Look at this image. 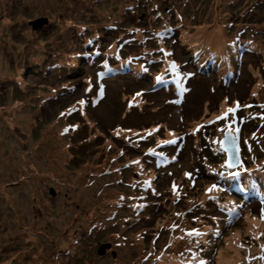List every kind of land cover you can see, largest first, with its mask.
<instances>
[{
    "label": "rangeland",
    "instance_id": "374dc122",
    "mask_svg": "<svg viewBox=\"0 0 264 264\" xmlns=\"http://www.w3.org/2000/svg\"><path fill=\"white\" fill-rule=\"evenodd\" d=\"M137 1L139 0H48L47 5H44L43 0H0V153L3 151L0 159V264H84L88 261L91 264H134V249L140 252V259L145 252L144 246L149 247L147 243L135 240L143 238L137 233L144 232V229H158L151 240L165 242L168 239L171 242L164 257L169 252L172 253L173 248L174 252H179L181 245L177 240L173 244L172 236L179 235L182 231V238L178 241L181 240L188 246L189 253L188 256L181 257L183 261L179 260L180 264H200L201 261L220 264L216 260L210 261L209 250L206 248L214 247L217 252L224 250L228 234L217 230V221H226L228 216L213 213L206 216L208 202L205 200L195 210L187 213V216L196 215L204 220L193 224L183 233V229L191 222V217H184L181 214L183 210L172 211L174 206L169 202L182 206L183 195L170 186L174 183L177 188L183 183L188 186L189 205L197 199L196 195H202V183L197 186L188 185L187 180L191 178L182 177L179 172L180 169H189V161L182 162V167L173 166L177 172L169 175L170 167H164L166 172L160 168L165 165V161L156 159L157 156L149 160L150 167L155 170L152 176L147 175L152 183L157 184L161 179L169 183L170 180V184L165 186L167 192L163 194L164 202H152L153 209L160 206L162 210L164 206H168L157 213L156 219L162 224L144 219L142 226L130 229L113 227L99 231L97 226L88 228L89 225L94 226L93 221L103 218L104 207L108 211L107 203L116 199L121 189H126L120 185L108 186V181L98 178L95 173L101 169H113L115 165L108 161L113 155L119 157V153H123L127 162L135 158L139 154L131 147L137 144L135 137L147 132H135L123 127L125 129H116L111 136L109 129L125 119L122 117L125 114V104L127 109L130 108L128 102L124 103V99L134 91L141 93L151 110L150 114L143 116L133 110L127 120L119 122V126L127 127L139 126L143 121L150 125L160 122L169 125L179 118L180 102L165 88L155 87L160 91H152L147 83L149 78L135 73L130 67L115 76L103 75L98 62L92 67L67 70L68 72L56 68L68 65L67 62L70 61L66 59L72 55L76 57V50L89 52L96 48L100 38L106 49L109 47L110 50H121L123 45H130L128 37L138 32L141 35L138 46L129 53H139L133 60L143 65L152 59L154 45H157L149 42L147 37L167 23L175 26L184 23L183 44H178L172 36L165 42L167 47L174 49L175 56L183 63L184 69L194 73V69L186 62V51L191 45L188 41L197 36L196 32L200 30V26L196 27L193 23L202 22L208 27V19L213 13L210 6L201 9L200 0H146L152 1L157 9H150L149 12V9L142 6L134 14L128 7H132ZM217 1L222 12L221 18L226 15L227 22H234L228 26L229 29L224 27L225 34L242 31L243 38L238 43L244 42L248 37L256 38L264 52V0H234L229 6H224V3L228 4L232 0ZM172 2L180 6L175 13L176 17L163 12L166 6H174ZM252 4L255 8L250 6ZM143 11L145 15L139 20ZM165 14L171 22H168ZM38 17H48L51 24L41 30L33 29L29 21H35ZM114 24L120 26L119 30L108 29V25ZM126 27H138L140 30H125ZM91 41L95 42L94 45H86ZM249 48L241 52L240 66L244 67L241 68L238 80L231 87L224 88L227 93H232L234 89L230 95L241 97V102L249 100L243 77L246 65L255 60L253 55L248 54L253 50L257 51L252 46ZM116 56L127 58L119 53ZM73 61H77V65L80 60L75 58ZM104 64L114 68L119 66L118 62L112 60H105ZM237 74L235 73V78ZM253 78L254 84L250 87V92H260L264 87V79L256 74ZM195 82L197 86L193 85L187 98L195 103V107L188 110L190 117L200 114L201 107L206 104H211L216 109L220 101L224 100L223 96H226L215 91L212 80L196 78ZM92 83V93L86 94L85 88ZM90 95H94L96 102L87 103L89 115L86 122H83L79 115L82 111L79 109L85 106L86 98L89 99ZM101 95L102 98L99 99ZM77 120L81 124L75 122ZM147 123L144 125L147 126ZM127 133L133 137L132 141L125 138L124 134ZM86 135L88 140L82 144L81 139ZM156 137L160 135L156 134ZM148 138L147 136L145 140ZM253 140L263 142L264 148L263 137L257 135ZM153 141L154 139L151 142ZM109 143H113L115 149L110 155L107 148ZM247 148L253 150L250 144ZM100 155L102 159H99ZM193 161H197L196 157ZM44 166L50 168L49 172H42L41 167ZM140 169V165H137V170ZM125 172L123 176L127 181ZM133 173L134 169L131 171ZM159 173L165 174V177L157 180ZM93 179L99 188L104 187V191H99L97 185L88 183ZM80 187L84 190V197L75 195L81 190ZM51 188H54L55 195ZM158 189L161 190L160 185ZM130 190L135 193L133 189ZM90 193L101 195V205L99 201L93 202L95 196L94 199L91 198ZM109 196L111 197L106 199ZM220 197L223 199L220 203H213L217 208L225 207V199L222 195ZM74 198L75 201L80 200L82 205H77ZM200 201L203 202L204 199ZM68 202L71 204L67 205ZM96 208L99 209L98 213L94 211ZM121 209L122 207H117L116 211L123 213ZM240 225L244 227L242 223ZM100 228L105 226L101 225ZM194 230H198L200 234L197 235ZM237 232L243 233L244 230ZM129 239L131 242L127 241ZM107 241L113 243L114 247L106 249L108 251L104 255H99V245ZM229 244L236 246L233 236ZM111 249L116 252V256L111 254ZM234 252L237 251L233 250L232 253Z\"/></svg>",
    "mask_w": 264,
    "mask_h": 264
},
{
    "label": "bare ground",
    "instance_id": "6f19581e",
    "mask_svg": "<svg viewBox=\"0 0 264 264\" xmlns=\"http://www.w3.org/2000/svg\"><path fill=\"white\" fill-rule=\"evenodd\" d=\"M233 2H234V0H232L228 4L224 3V6H229ZM43 3H44V5H47L48 0H43ZM172 3H173V5L176 4L174 2H172ZM142 6L144 8H147V9H157L156 5H153L152 1H146V0H141V1L139 0V1H137V3L135 5H133L132 7L130 6L128 8H130V12L135 14L136 10L139 11V9ZM166 7H168V6H166ZM165 15H167V14H165ZM173 15H174V17H176V14L173 13ZM168 17L169 16L167 15L168 22H171V19ZM125 18H127V16ZM50 24H51V22H49L45 27H48ZM183 25H185V24L183 23ZM196 33H197L196 34L197 36L192 37L191 40L188 41L191 45H190L189 50L186 51L187 56L190 58V63L192 65V67L196 68L197 72L200 75H202L203 77L210 76V75H217V79L220 81H225L227 83L231 79V81H229V83L236 82L238 80V77H239L240 71H241V67H242V66H239L238 61L241 57V52L247 50V48L249 47L248 39L245 38L247 40L242 42L238 48H235V49L231 48L227 52L222 53L219 51L218 48L220 47V43L223 44V43H225V41L220 40L219 38L215 37V35H217V34H220V37H221V35L224 33V28L222 25L218 24L217 27L212 29V32H209L206 34H204V32H202L200 30H198ZM200 35H206V38L202 39V36H200ZM237 38H239V37H237ZM208 40L211 42L210 44L207 43ZM230 40H231V38H230ZM123 55L125 57H127L126 59H132V58L136 57V55H139V53L135 54V55H128L125 53ZM104 57L111 59L115 63L116 62L119 63V66H117L115 68L110 66L109 64L108 65L104 64V66H103L104 70H102V72H103V75H106V76H112L113 73H115V74L121 73L125 69H127L129 67V65L132 64V62H130V60H126V59L122 58L121 56L109 57L105 54ZM75 62H77V61H70V63H68V65H66L63 68V70L64 71L66 70L65 72H68L67 70H69V71H72L73 69L81 70V69H85L86 67H92L93 66L92 61H87V62L82 61V62H79L77 65L75 64ZM0 68H2V64H0ZM51 70H56V69H51ZM235 73H238L236 78L234 76ZM208 74H210V75H208ZM174 75L177 78L175 70H174ZM149 82H151V81H149ZM172 83H173V85L180 84L176 80H173ZM222 84H225V83H222ZM169 85H171V84H169ZM113 87L116 88V86H113ZM183 89L184 88H178V89L176 88V90H178L176 92V96H178L179 93L181 92V90H183ZM189 95H190V92H188L186 97ZM101 98H102V95L99 97V99H101ZM85 111L88 113L87 108H85ZM133 127L134 126H130L127 128H133ZM0 142H2V141H0ZM1 146L2 145L0 144V148H1ZM2 152L0 153V159H2ZM163 161L166 162L167 160L165 159ZM41 169H42L43 173H47V172H49L50 168H48L47 166H44V167H41ZM17 170L21 171L20 168H17ZM10 172H13V170H11ZM44 179L49 180V178H47V177H44ZM80 189L81 190L75 195L78 197H84V190L81 187H80ZM90 194H91V198H93L94 194L93 193H90ZM12 200H14L13 197H12ZM74 202L79 206L82 205V202L80 200H77V199L75 201V198H74ZM66 204L70 205L71 203L68 202ZM145 204L146 203L144 202V204H142L139 209H142ZM99 205H101L100 200H99ZM103 213H104V211H103ZM91 226H92L91 229H93V227H95L96 225L95 224H94V226L89 225L88 228ZM88 228H87V231H90V230H88ZM179 237H181V236H179Z\"/></svg>",
    "mask_w": 264,
    "mask_h": 264
},
{
    "label": "trees",
    "instance_id": "16d2710c",
    "mask_svg": "<svg viewBox=\"0 0 264 264\" xmlns=\"http://www.w3.org/2000/svg\"><path fill=\"white\" fill-rule=\"evenodd\" d=\"M241 2H239V4ZM199 4H201V9L203 7H207L208 8L210 6L211 9H212V11H213L212 15H210V17H209L210 19H208V23H210V25L208 27H206L205 23H202V22L193 23V25L196 26V27L200 26V31L204 32V34L209 33V32H212V30H210V29L211 28L214 29L215 27H217L218 24L222 25L223 28H224V26H231V25H233L234 22H231V21L230 22H227L226 21V19H225L226 15H224V17L221 18V13L222 12H220V4H219V1H217V0H215V1L214 0H200L199 1ZM184 7H187V9H188V6H184ZM38 18H40V17H38ZM32 21L33 20H30L29 21V24H30L31 27H32V25H31V22ZM224 34H225V32H224ZM201 36H203L204 38H206V35H201ZM221 36H223V35H221ZM215 37L216 38H219V39H222V37H220V34L215 35ZM222 40H224V39H222ZM224 41H225V46L229 44L226 40H224ZM208 43L210 44L211 42L208 41ZM221 47H223L222 44H220V47L218 49H221ZM98 176H100V175H98ZM88 183L89 184H95V185H97L96 184L97 183L96 180L94 182L88 181ZM94 196H95V199H94ZM93 199H94L93 202L97 203L101 199V195H99V193H96V195L95 194L93 195Z\"/></svg>",
    "mask_w": 264,
    "mask_h": 264
},
{
    "label": "water",
    "instance_id": "95a60500",
    "mask_svg": "<svg viewBox=\"0 0 264 264\" xmlns=\"http://www.w3.org/2000/svg\"><path fill=\"white\" fill-rule=\"evenodd\" d=\"M48 23H49L48 18H46V17H40L37 20L32 21L31 22V25H32L33 29L39 30V29H42L43 27H45ZM53 195H55V192L54 191H53ZM106 247H109V245H105V246L102 247L103 250L101 251V254L104 253V250H105Z\"/></svg>",
    "mask_w": 264,
    "mask_h": 264
},
{
    "label": "snow or ice",
    "instance_id": "6c2138e0",
    "mask_svg": "<svg viewBox=\"0 0 264 264\" xmlns=\"http://www.w3.org/2000/svg\"><path fill=\"white\" fill-rule=\"evenodd\" d=\"M172 67H173V68H176L177 66L173 63ZM158 79H159V77H158ZM138 95H139V94H138ZM237 103H238V102H237ZM228 111L231 112V111H234V109H229ZM237 131H239V129H237ZM117 134H119V133H117ZM136 163H138V161H136ZM229 166H231V161H229ZM245 171H246V170H245ZM186 175L189 176V178H191L192 173H186ZM233 175H239V173H234ZM177 187H178V186L174 183V184H173V189L176 190ZM214 188H216V185H213L211 188L208 189V191L211 193L212 190H213ZM212 198L215 199V197H212ZM194 231L196 232L197 235L200 234V233L198 232V230H194ZM200 264H206V262L201 261Z\"/></svg>",
    "mask_w": 264,
    "mask_h": 264
}]
</instances>
